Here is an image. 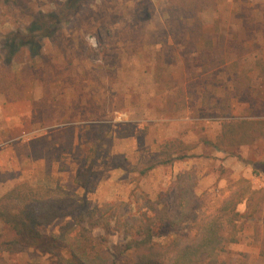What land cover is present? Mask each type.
<instances>
[{"label": "rangeland", "instance_id": "374dc122", "mask_svg": "<svg viewBox=\"0 0 264 264\" xmlns=\"http://www.w3.org/2000/svg\"><path fill=\"white\" fill-rule=\"evenodd\" d=\"M64 2L56 0L54 6L36 0L30 10L45 13ZM26 21L27 16L0 2V197L24 181L59 183L83 196L76 171L88 149L102 140L86 197L90 207L116 202L128 213L167 206L179 219L188 203L198 214H211L245 190L238 211L246 217L259 208L255 218L246 217L228 256L231 264H264V173L252 166L264 162V136L238 149L202 143H215L221 134L227 119L215 108L222 106L218 102L228 87L230 116L252 119L264 131V117H251L245 96L251 89L264 98V72L258 66L264 64V0H89L53 38L41 41L39 55L30 58L22 51L9 59L4 38L24 31ZM223 37L247 52L239 83L230 85L228 72L221 82H204L211 94L199 93L201 99L206 95L203 105L199 99L192 109L182 103L170 106L164 95L168 73L181 87L192 72H203L198 63L215 58L208 41L220 53L225 49ZM233 56L239 59L238 53ZM157 60L162 61L163 83L155 81ZM172 141L196 145L188 152L191 157L143 175L162 145ZM14 238L0 223V264H52L53 258L40 250L11 253L1 245ZM179 239L184 246L194 242V235L185 230ZM130 240L125 232H113L106 246L124 249ZM135 262L133 251L120 260Z\"/></svg>", "mask_w": 264, "mask_h": 264}, {"label": "trees", "instance_id": "16d2710c", "mask_svg": "<svg viewBox=\"0 0 264 264\" xmlns=\"http://www.w3.org/2000/svg\"><path fill=\"white\" fill-rule=\"evenodd\" d=\"M34 1L36 0H0L3 6L27 16L24 31L18 30L4 38L9 43V59L20 56L22 51L27 52L30 58L32 55H39L41 41L53 38L63 24L76 18L82 6L89 0H65L60 5L61 8L45 13H33L30 10ZM47 1L56 5V0ZM149 17L150 15H146L145 20ZM224 40L223 37L222 41ZM222 43L225 49L220 53L219 47L212 44L211 40L208 41L209 50L215 58L213 61L198 63L201 60L199 59L197 63L203 72H192L181 87L175 86L179 81L168 73L167 84H170V87L167 89L170 92L165 90L164 95L170 106L182 103L184 108L192 109L199 105L200 101L203 105L206 95L201 99L199 93L211 94L204 82H221L222 76H227L228 72L231 74L227 76L228 83H239L238 73L246 64L244 55H247V52L242 45L237 48L226 40ZM170 47L173 49L174 46ZM236 53L239 54L238 60L233 56ZM157 55L160 56L161 52ZM161 62L156 61L154 73L155 81L163 83L160 73L164 69ZM258 66L264 72V64L258 63ZM232 69L236 71L237 76L232 73ZM260 78L263 79L261 82L264 85V76ZM199 88L203 90L198 91ZM225 91L218 102L222 106L215 108L219 115L227 119L222 124L221 134L215 143L206 139H203L202 143L205 147L214 149L250 146L257 141L258 135L264 136V131L252 119H235L230 116V87ZM245 96L251 117L263 118L264 98L251 89ZM99 142L102 143V140ZM101 143L88 149L76 171L75 184L84 191L83 196L67 190L59 183L50 187L32 185L24 181L0 197V223L15 235L11 242L1 244L6 250L17 253L23 248L37 249L49 254L53 258L52 264H120L121 257L129 251L135 254V264H231L228 246L238 241L237 237L246 217L255 218L254 213L259 208L254 207L246 217L238 211V206L245 201V190L230 196L211 214H198L191 203H188V206L184 207L186 209H182L179 219L171 216L167 206L157 212H143L138 208L135 212L128 213L116 202L90 207L86 197L91 179L95 176L93 167L96 159L100 157ZM88 146L89 143L86 147ZM195 147L196 145L186 146L176 141L166 142L162 145L157 160L141 173L145 175L157 167L172 166L176 162L184 161L191 157L188 152ZM91 155H94L93 159H90ZM252 166L254 172L264 173V162L252 163ZM181 201H186L185 197H182ZM57 225V231L51 229ZM185 230L194 235V242L181 246L179 237ZM121 231L129 234L131 240L126 243L124 249L117 246L111 250L106 246L107 236ZM161 238H167V241H159Z\"/></svg>", "mask_w": 264, "mask_h": 264}]
</instances>
